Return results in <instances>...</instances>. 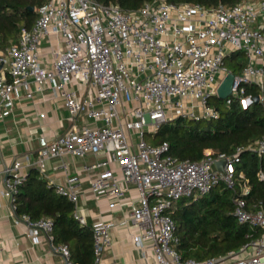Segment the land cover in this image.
Here are the masks:
<instances>
[{
	"label": "built area",
	"instance_id": "2783aa9c",
	"mask_svg": "<svg viewBox=\"0 0 264 264\" xmlns=\"http://www.w3.org/2000/svg\"><path fill=\"white\" fill-rule=\"evenodd\" d=\"M51 38L58 46L50 66L42 60V45ZM235 53L244 60L236 74L227 64ZM0 63V120L12 113L18 87L32 97V84L37 93L49 87L53 98L65 102L70 116L71 126L64 134L39 137L33 164L28 156L27 162L17 158L3 171L2 196L10 202L11 216L27 224L34 243L46 234L53 251L64 256L65 264H73L68 246L52 243V219L16 215L25 167L36 168L45 178L49 159L61 160L67 171L66 156L85 160L103 154L106 157L83 165L88 173H97L91 191L113 197L115 207H127L125 223L141 231L136 246L150 244L153 260L148 264H264V208L250 203L251 185L237 170L242 149L232 155H207L198 162L179 161L169 154L167 142L154 145L147 140L178 118H219L210 103L230 73L235 78L226 106L239 101L243 108L250 107L255 101L246 87L254 85L264 107V0H244L231 7L152 0L134 11L98 0H50L38 10L33 26L21 31L18 43L0 53ZM248 149L264 158V137ZM219 161H224L222 170L216 165ZM258 177L264 181V169ZM220 184L232 192L238 222L260 234L220 257L184 259L172 210L180 199H197ZM130 185L137 187L136 200H127ZM55 188L75 204L80 225L88 226L80 215L76 180L69 178L66 186ZM91 226L99 264L116 223Z\"/></svg>",
	"mask_w": 264,
	"mask_h": 264
},
{
	"label": "trees",
	"instance_id": "16d2710c",
	"mask_svg": "<svg viewBox=\"0 0 264 264\" xmlns=\"http://www.w3.org/2000/svg\"><path fill=\"white\" fill-rule=\"evenodd\" d=\"M50 0H0V53L18 43L21 31L30 29L38 17V10ZM113 3L124 11L139 9L145 1L152 0H98ZM168 3H198L205 6L223 4L235 6L244 0H166ZM34 10H30V8ZM236 74L244 60L235 53L227 61ZM246 94L253 98L260 95L254 85L246 87ZM220 113L213 120L189 121L182 118L170 121L147 140L159 145L167 142L169 154L179 161H202L205 156L232 155L242 149L237 170L245 175L252 191L249 201L264 208V181L258 173L264 169V158L249 146L264 137V107L254 102L243 108L239 101L227 107L225 101L211 100ZM232 192L224 185L214 187L209 193L180 199L171 216L177 226L178 250L184 259L206 260L238 251L260 231H252L233 215ZM75 204L56 192L36 168L29 170L26 180L19 186L16 199V215H29L32 220L43 218L54 222L53 245H67L73 264H95L92 226H81L75 219Z\"/></svg>",
	"mask_w": 264,
	"mask_h": 264
},
{
	"label": "crops",
	"instance_id": "0c3cea01",
	"mask_svg": "<svg viewBox=\"0 0 264 264\" xmlns=\"http://www.w3.org/2000/svg\"><path fill=\"white\" fill-rule=\"evenodd\" d=\"M57 46L54 38L43 42L42 60L50 66L54 61L53 52ZM35 89L32 84L30 98L23 87H18L14 95L12 113L0 120V264H65L64 256L53 251L46 234L41 233L39 242L34 243L28 235L27 224L11 216L10 202L2 196L5 167L17 158L27 162V156L29 163L33 164L37 159L39 137L54 139L64 134L71 126L65 102L53 98L49 87H46L43 93H37ZM83 120L78 123H83ZM104 157L106 155L103 154L98 157L89 155L83 160L66 156L63 161L67 163V171L61 168V160L49 159L46 161L45 179L54 186H66L69 178L76 180L80 193V215L89 225L116 223V228L112 231V243L103 250L99 264H148L153 260L150 244L136 246L135 238L141 231L125 223L129 214L127 207H115L113 197L104 193L94 194L91 191V182L97 173L85 171L84 162L92 163ZM112 167L119 175V168L115 165ZM30 169L32 168L25 167L23 172L27 174ZM126 196L127 200H136L137 187L130 185Z\"/></svg>",
	"mask_w": 264,
	"mask_h": 264
},
{
	"label": "water",
	"instance_id": "95a60500",
	"mask_svg": "<svg viewBox=\"0 0 264 264\" xmlns=\"http://www.w3.org/2000/svg\"><path fill=\"white\" fill-rule=\"evenodd\" d=\"M30 10H34V8H30ZM2 64L0 63V71L2 70ZM235 75L233 73H230L226 76L224 81L221 83L219 89H218V97L222 100L227 99L232 92L233 82H234ZM254 101L256 103H259V96L254 98ZM217 167L222 170L224 161H219L216 163Z\"/></svg>",
	"mask_w": 264,
	"mask_h": 264
},
{
	"label": "rangeland",
	"instance_id": "374dc122",
	"mask_svg": "<svg viewBox=\"0 0 264 264\" xmlns=\"http://www.w3.org/2000/svg\"><path fill=\"white\" fill-rule=\"evenodd\" d=\"M148 138V137H147Z\"/></svg>",
	"mask_w": 264,
	"mask_h": 264
}]
</instances>
